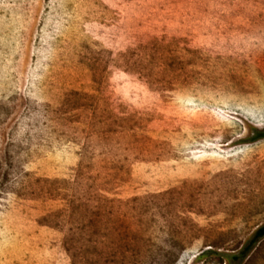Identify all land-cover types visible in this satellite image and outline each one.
Here are the masks:
<instances>
[{
	"label": "rangeland",
	"instance_id": "rangeland-1",
	"mask_svg": "<svg viewBox=\"0 0 264 264\" xmlns=\"http://www.w3.org/2000/svg\"><path fill=\"white\" fill-rule=\"evenodd\" d=\"M263 227L264 0H0V264H264Z\"/></svg>",
	"mask_w": 264,
	"mask_h": 264
},
{
	"label": "trees",
	"instance_id": "trees-1",
	"mask_svg": "<svg viewBox=\"0 0 264 264\" xmlns=\"http://www.w3.org/2000/svg\"><path fill=\"white\" fill-rule=\"evenodd\" d=\"M261 238H264V227L261 228L256 234H255V237H254V242L258 241L259 239ZM236 259V257H231V262H233L234 260ZM232 264V263H230Z\"/></svg>",
	"mask_w": 264,
	"mask_h": 264
}]
</instances>
